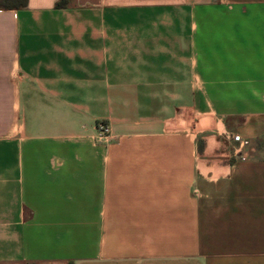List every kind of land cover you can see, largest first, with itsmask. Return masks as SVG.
Here are the masks:
<instances>
[{
  "label": "crops",
  "instance_id": "obj_1",
  "mask_svg": "<svg viewBox=\"0 0 264 264\" xmlns=\"http://www.w3.org/2000/svg\"><path fill=\"white\" fill-rule=\"evenodd\" d=\"M57 1L0 10V264H264V0Z\"/></svg>",
  "mask_w": 264,
  "mask_h": 264
},
{
  "label": "built area",
  "instance_id": "obj_2",
  "mask_svg": "<svg viewBox=\"0 0 264 264\" xmlns=\"http://www.w3.org/2000/svg\"><path fill=\"white\" fill-rule=\"evenodd\" d=\"M97 129V139L100 142H107L112 135V130L110 124L106 120H100L96 126ZM232 140L239 144V149H245L249 146V140L242 138L237 134L232 135ZM241 160L245 161V157H241Z\"/></svg>",
  "mask_w": 264,
  "mask_h": 264
},
{
  "label": "trees",
  "instance_id": "obj_3",
  "mask_svg": "<svg viewBox=\"0 0 264 264\" xmlns=\"http://www.w3.org/2000/svg\"><path fill=\"white\" fill-rule=\"evenodd\" d=\"M74 0H58L57 9H65L71 5ZM28 5V0H0V10L21 9Z\"/></svg>",
  "mask_w": 264,
  "mask_h": 264
},
{
  "label": "rangeland",
  "instance_id": "obj_4",
  "mask_svg": "<svg viewBox=\"0 0 264 264\" xmlns=\"http://www.w3.org/2000/svg\"><path fill=\"white\" fill-rule=\"evenodd\" d=\"M252 146H253V145L249 144V146H248L246 149H249V148L251 149ZM166 264H172V263L168 262V263H166ZM182 264H183V263H182Z\"/></svg>",
  "mask_w": 264,
  "mask_h": 264
}]
</instances>
